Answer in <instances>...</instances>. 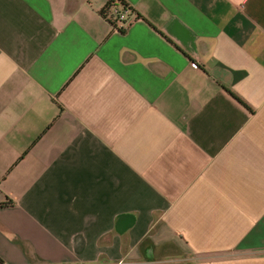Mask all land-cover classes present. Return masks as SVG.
<instances>
[{
    "label": "crops",
    "instance_id": "obj_1",
    "mask_svg": "<svg viewBox=\"0 0 264 264\" xmlns=\"http://www.w3.org/2000/svg\"><path fill=\"white\" fill-rule=\"evenodd\" d=\"M0 0V264H264V0Z\"/></svg>",
    "mask_w": 264,
    "mask_h": 264
},
{
    "label": "built area",
    "instance_id": "obj_2",
    "mask_svg": "<svg viewBox=\"0 0 264 264\" xmlns=\"http://www.w3.org/2000/svg\"><path fill=\"white\" fill-rule=\"evenodd\" d=\"M137 19L138 16L129 8V6L127 9H121L118 2H116L114 7H112L107 13H105V20L114 30L119 32L128 30Z\"/></svg>",
    "mask_w": 264,
    "mask_h": 264
},
{
    "label": "trees",
    "instance_id": "obj_3",
    "mask_svg": "<svg viewBox=\"0 0 264 264\" xmlns=\"http://www.w3.org/2000/svg\"><path fill=\"white\" fill-rule=\"evenodd\" d=\"M118 2L119 7L121 9H127L128 5H126L122 0H112L106 7L101 11L102 16L105 18V13H107L112 7H114L115 3ZM13 203L11 201H7L5 203L0 204V208L11 207Z\"/></svg>",
    "mask_w": 264,
    "mask_h": 264
}]
</instances>
